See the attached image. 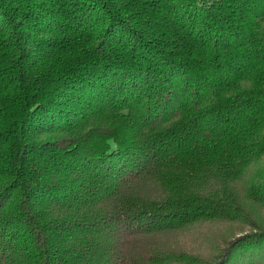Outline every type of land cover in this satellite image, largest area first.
<instances>
[{
    "label": "trees",
    "instance_id": "16d2710c",
    "mask_svg": "<svg viewBox=\"0 0 264 264\" xmlns=\"http://www.w3.org/2000/svg\"><path fill=\"white\" fill-rule=\"evenodd\" d=\"M263 163L264 0H0V264H257Z\"/></svg>",
    "mask_w": 264,
    "mask_h": 264
},
{
    "label": "rangeland",
    "instance_id": "374dc122",
    "mask_svg": "<svg viewBox=\"0 0 264 264\" xmlns=\"http://www.w3.org/2000/svg\"><path fill=\"white\" fill-rule=\"evenodd\" d=\"M256 214V221L264 228V205L256 206ZM250 230L248 224L241 222L203 221L192 227L168 233L159 239L172 247L210 255L230 239ZM256 257L257 264H264V247L259 250Z\"/></svg>",
    "mask_w": 264,
    "mask_h": 264
}]
</instances>
